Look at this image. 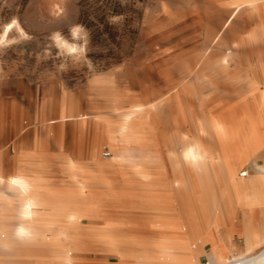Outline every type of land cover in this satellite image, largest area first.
<instances>
[{
    "label": "rangeland",
    "instance_id": "rangeland-1",
    "mask_svg": "<svg viewBox=\"0 0 264 264\" xmlns=\"http://www.w3.org/2000/svg\"><path fill=\"white\" fill-rule=\"evenodd\" d=\"M247 1L0 0V24L17 17L34 37L0 51V178L23 177L46 201L23 219V196L0 184V264H229L263 250L255 229L245 241L257 237L258 251L246 252L237 230L223 245L200 219L201 177L180 163L177 191L170 174L181 157L177 134L190 128L181 106L186 116H211L221 105L231 137L220 148L234 143L233 113L248 106L226 85L216 92L226 77L215 66L233 50L229 67L241 76L249 55L264 58V0ZM72 24L90 33L91 67L69 61L60 70L59 59L43 58L46 37L67 34ZM256 26L262 42L241 45L237 54L236 42ZM112 131L116 142L103 137ZM220 174L203 183L202 210L214 201L220 208ZM86 183L92 189L80 191ZM188 214L197 220L190 231ZM20 225L29 232L23 238Z\"/></svg>",
    "mask_w": 264,
    "mask_h": 264
},
{
    "label": "crops",
    "instance_id": "crops-1",
    "mask_svg": "<svg viewBox=\"0 0 264 264\" xmlns=\"http://www.w3.org/2000/svg\"><path fill=\"white\" fill-rule=\"evenodd\" d=\"M252 12L257 17L259 24L258 15L254 11ZM257 26L249 32L248 38L236 42L237 54L241 45L262 42L256 38ZM232 54L234 58L233 50ZM217 60L215 70L220 69L221 75L226 77L224 82L217 79L216 86L222 88L219 91L225 93L223 85H226L230 88L233 97L238 99L239 105L244 101L248 109L233 113V119L237 118V121L232 123L233 127L237 129V136L234 138L231 148H220L221 145L219 146L222 171L220 176L216 177V184L221 206L215 213L214 220L209 218L211 213L208 210H202L205 196L203 180H201L200 219H202L204 227H213L217 232V238L225 243L223 245H230L232 232L237 230L243 237L246 252L249 250L258 251L260 248L254 246L252 239H248V245H246L245 235L249 230H258L263 236L262 248H264V107H260L258 102V95L264 94V58L253 60L249 55L247 62L243 63L241 76L237 74V71H241L239 69L231 70L229 68L227 72H224ZM252 83L258 85L252 86L250 85ZM240 98H243V101H240ZM218 101L216 99V102ZM208 102L211 107L210 101ZM184 128L186 127L184 126ZM228 164L233 168L232 175L227 173ZM243 171H247V175H241ZM235 210L237 211V222H234ZM231 221L232 226L227 229L228 231L222 232L221 229ZM194 222L197 224L196 218Z\"/></svg>",
    "mask_w": 264,
    "mask_h": 264
},
{
    "label": "bare ground",
    "instance_id": "bare-ground-1",
    "mask_svg": "<svg viewBox=\"0 0 264 264\" xmlns=\"http://www.w3.org/2000/svg\"><path fill=\"white\" fill-rule=\"evenodd\" d=\"M259 1L260 0H250V1H247V3L254 5ZM241 6H242L241 4H238L237 10H239L241 8ZM261 36L264 37V30H263V33L261 34ZM232 58H233L232 51H228V52H225L223 55H221V57L217 60V62L224 69V72L225 71L227 72L228 69L231 67L230 61ZM178 92H177V95H178ZM216 92L217 93L220 92L219 88H217ZM202 98H203V96H202ZM202 102H203V104H206V106H208V104H209L207 102L206 98L202 99ZM258 102H259L260 107H264V94L263 93H260L258 95ZM181 107H182L181 116H182L183 124L186 128L187 127H190V128H189V131L183 132L181 134H177V141L179 144H181V157L180 158H179V156L177 157L176 163L174 164L173 169L171 168L172 171L170 172L172 180L174 179V181L171 180V184L173 186L177 185V191H179L180 185L182 184L183 179H184L183 177L185 176L182 172V169L180 168V163H182V162L190 168V171L194 172L195 174H198L201 177V180H203V183L206 182L207 179H210L212 176L215 177L216 175H219V173L222 171L221 152L219 150V146L221 145L220 143H221V140L223 139V137H225V138L231 137L230 133H228V131H227L228 130L227 126L224 125L220 120L221 105L215 107L214 109H210V106H208V108L212 112L211 116L207 115L203 111L201 114V113H197L194 110H193L194 113L192 112V115L186 116L184 114L185 113L184 109L187 106H185V107L181 106ZM192 130L194 133L191 132ZM107 135H108V137H111L115 141L113 131L108 132V133H104L103 137H105ZM118 142H120V141H118ZM193 145L199 146L200 156L202 157V159H200L199 161H197L194 164L187 161L184 157V151L189 146H193ZM100 164L104 168H107V166H110L109 162H105V161H101ZM187 171H189V170L184 171V173H186ZM227 171H228L227 173L229 175H232L234 173L233 168L230 164H228ZM241 175H242V173H241ZM167 180H169V179H167ZM30 186H31L30 192L28 193L27 196H23V200L21 201V209H22L25 201L31 199L35 202V205H36L35 207H33L31 209V211H33V210H37L41 205L45 204L46 201L39 194L38 188H35L34 186H32L31 183H30ZM92 187L93 186H91L90 183H86L85 186H79V189L81 191V190H83V188H91L92 189ZM89 200H91V199H89ZM218 209L219 208H218L216 201L213 202L212 206L209 205L208 207H206V211L208 210V212L211 213L209 216L210 219L214 220L215 213L218 211ZM194 221L195 220L193 219V217L190 214H188L187 217L183 221L185 228H186L185 229L186 231H190V229L195 226ZM174 238L177 240L179 239V240L184 241L185 237H182L181 235L177 234L176 237L174 236ZM251 239L255 243H257L259 241L257 239V237H254ZM199 254H200V249L198 251V256H199ZM221 259L223 260V258H221ZM67 264H71V263H67ZM229 264H264V248L259 254H253L251 256H248L245 260L237 261V262L229 263Z\"/></svg>",
    "mask_w": 264,
    "mask_h": 264
},
{
    "label": "clouds",
    "instance_id": "clouds-1",
    "mask_svg": "<svg viewBox=\"0 0 264 264\" xmlns=\"http://www.w3.org/2000/svg\"><path fill=\"white\" fill-rule=\"evenodd\" d=\"M55 14L59 16L61 11L57 10ZM33 40V35L24 29L17 17L11 18L7 23L0 24V51H5L13 46L23 45ZM46 41L47 43L43 49V58L54 57L55 59H59L61 61L59 65L60 70H66L69 61L73 64L84 61L91 67V61L87 59L90 33L84 25H70L67 34L61 30L52 31L46 37ZM184 157L193 164L202 159L199 146H189L184 151ZM3 183H7L9 191L18 190L21 196H27L31 190L30 184L20 176L9 177L7 181L0 178V184ZM0 195L3 194L0 193ZM35 206L33 200H26L20 212L21 217L23 219H30L33 215L31 209ZM28 234L29 232L24 225H20L16 230V235L20 238Z\"/></svg>",
    "mask_w": 264,
    "mask_h": 264
},
{
    "label": "built area",
    "instance_id": "built-area-1",
    "mask_svg": "<svg viewBox=\"0 0 264 264\" xmlns=\"http://www.w3.org/2000/svg\"><path fill=\"white\" fill-rule=\"evenodd\" d=\"M247 173H248L247 171H243L242 175L245 176V175H247Z\"/></svg>",
    "mask_w": 264,
    "mask_h": 264
}]
</instances>
